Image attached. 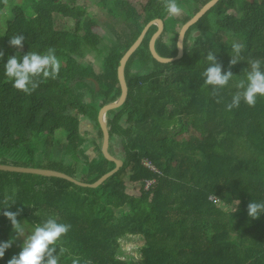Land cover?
I'll return each mask as SVG.
<instances>
[{
    "label": "trees",
    "instance_id": "obj_1",
    "mask_svg": "<svg viewBox=\"0 0 264 264\" xmlns=\"http://www.w3.org/2000/svg\"><path fill=\"white\" fill-rule=\"evenodd\" d=\"M177 2L185 15L178 23L182 26L211 0ZM122 8L123 26L114 32L96 73L80 63L101 44L84 9L68 0H30L26 8L15 0H0V16L6 17L0 32V164L54 170L74 179L80 172L85 179L79 181L86 183L114 168L96 138L81 134V120L95 126L102 142L97 114L120 95L119 61L151 21H162L166 33L169 17L158 0H145L140 13L130 3ZM55 16L72 26L56 29ZM156 31L154 26L148 30L125 66L124 103L104 116L107 151L123 162L117 172L91 189L53 177L0 171V243L12 240L0 264L21 251L13 248L14 230L4 210H19L18 222L31 231L49 217L70 224L64 237L68 251L60 264H71L76 256L80 264H264V214L258 219L247 214L250 202L264 201V98L258 97L255 107L242 100L239 108L225 109L248 60L259 58L264 68V0H220L185 32L181 58L166 65L156 63L148 50ZM16 34L25 36L19 50L9 44ZM176 36L168 44L157 39L158 56L175 57ZM234 42L245 45L244 58L231 66L233 80L217 103L202 78L206 55L213 51L226 72ZM50 47L63 61L59 76L40 83L31 95L16 90L5 75L7 59L43 54ZM59 130L65 133L63 145L52 138ZM38 136L47 137L40 147L34 143ZM88 147L95 156L87 153ZM53 149L66 161L50 158ZM7 157L23 162H7ZM144 158L159 175L142 167ZM150 179L155 183L148 191L127 193L128 184ZM209 197L220 204L210 203ZM136 241L137 258H128L124 244Z\"/></svg>",
    "mask_w": 264,
    "mask_h": 264
},
{
    "label": "clouds",
    "instance_id": "obj_2",
    "mask_svg": "<svg viewBox=\"0 0 264 264\" xmlns=\"http://www.w3.org/2000/svg\"><path fill=\"white\" fill-rule=\"evenodd\" d=\"M158 2L163 4L169 17H178L183 13V8L177 0H158ZM24 40L23 34H16L10 38L9 44L19 50L23 48ZM231 47L229 70L226 72L223 71V66L217 61V56L213 51H208L206 55L208 67L203 71L202 78L205 86H211L210 94L216 98L217 103L222 102L221 91L227 88L229 82L233 80L231 66L244 58L242 53L245 45L242 42H234ZM55 52V48L50 47L43 54L28 52L22 56V59H18L17 54L13 55L4 65L5 75L13 81L12 86L16 90L25 95H31L40 83L59 76L61 62ZM3 58L4 52L0 51V60ZM248 65L249 67L244 70V77L234 84L237 91L233 94L231 102L225 105L226 111L231 112L234 108H239L242 100L248 106L255 107L258 97L264 98L262 61L259 58L249 59ZM239 203L240 201L237 202V206ZM2 214L11 222L17 236L23 238L22 250L18 255H14L8 264H60V257L68 251L64 247V237L71 230L70 224L61 223L58 222V218L49 217L43 224L35 225L31 234L25 236L23 224L17 220L19 210L17 212L4 210ZM247 214L251 219H258L261 214H264V201L250 202L247 206ZM11 246L12 240L0 243V259ZM71 264H80V257H73ZM85 264H91V261H86Z\"/></svg>",
    "mask_w": 264,
    "mask_h": 264
},
{
    "label": "rangeland",
    "instance_id": "obj_3",
    "mask_svg": "<svg viewBox=\"0 0 264 264\" xmlns=\"http://www.w3.org/2000/svg\"><path fill=\"white\" fill-rule=\"evenodd\" d=\"M68 2L73 3L74 5L84 9V11L87 13L89 19H90V24L92 26L93 32L100 37L101 39V44L100 48L96 53L87 55L84 60L80 61L82 64L90 65L93 70L96 73H99L100 68H101V59L107 51L110 50V46L113 43L114 39V32L122 28L123 23H124V14H123V8L121 9V6L125 5V3H130L134 7V9L140 13L142 6L144 5L145 0H113L111 3V0H106L104 5L100 2V0H68ZM16 5L23 6L26 8L30 0H15ZM10 8V5L7 6ZM191 9V7H189ZM184 14L182 13L178 17H168L166 21V33L160 34L159 38L162 39L163 42L168 44L169 39L173 37L174 33H177L180 25L178 24L182 18H184ZM10 19V18H8ZM5 20L6 17L0 16V32L3 33L4 27H5ZM55 21V27L56 29L60 30H67L69 27L72 26L71 23L63 20L62 18L55 16L54 17ZM195 36V35H194ZM158 38V39H159ZM61 66L63 64V61H61ZM80 131L81 134L86 138L89 139L90 137H95L96 141L99 145H101V139H99V136L97 134V129L95 126L88 121L87 119H82L81 120V126H80ZM46 136H38L34 139V143L38 144L39 147L41 143L46 139ZM55 141L58 142L59 145H63L65 142V133L61 130L55 131L53 137ZM92 147V146H91ZM88 147L87 153L92 157L95 156V154L92 152V148ZM51 156L50 158H53L56 161H66V156L59 152L58 150L51 151ZM117 152V150H116ZM117 155V153H116ZM9 157V156H8ZM6 158L7 162H15V160L19 159H10ZM119 158V157H118ZM120 159V158H119ZM41 159L38 157L36 159V164L38 166L40 163ZM18 162H23V160H19ZM74 177L77 180L85 179V176L82 175L80 172L76 173ZM129 188L127 189V193L129 194H137L140 186L139 185H130L128 184ZM23 224V227L25 229V236L31 234V229L28 228L27 226ZM14 237V243H13V248L17 250H22V245H23V238L18 237L17 234L13 231L10 233ZM140 246V242L136 241L134 243H125L124 244V250L127 251V256L128 258H137V253L133 248Z\"/></svg>",
    "mask_w": 264,
    "mask_h": 264
},
{
    "label": "water",
    "instance_id": "obj_4",
    "mask_svg": "<svg viewBox=\"0 0 264 264\" xmlns=\"http://www.w3.org/2000/svg\"><path fill=\"white\" fill-rule=\"evenodd\" d=\"M220 0H211L207 5H204L201 7L186 23H184L182 26H180L176 41H175V49H176V55L174 58L171 59H165L161 58L157 55L155 52V43L157 39L159 38L160 34L163 31V23L160 20L151 21L148 23L143 30L141 31L139 37L134 42V44L125 52V54L122 56L121 60L119 61V66L117 68V80L120 87V95L118 96V99L112 103L105 104L103 107H101L97 114V122L99 125V128L102 132V142H101V153L104 156V158L107 161L114 163V168L101 176L98 180H96L93 183H86L79 180L74 179L73 177L64 174L62 172L49 170V169H41V168H32V167H21V166H13V165H6V164H0V171L1 172H10V173H23V174H32V175H39L42 177H53L58 179L66 180L70 183H73L80 187H86V188H97L100 186L103 182L107 180L110 176H112L115 172L118 171V169L122 166L123 162L121 159L112 156L109 151H107V147H109V134H107V129L105 127V113L107 111L115 110L119 108L125 101L126 95H127V88L124 80V69L131 58V56L137 51V49L140 47L146 33L148 30L154 26L157 28V31L152 35V37L149 40L148 44V50L152 57V59L161 65H166L175 61H178L182 56V41L185 32L193 26L203 15H206L208 12H210L218 3ZM95 85L96 91L98 90V85L95 82H92Z\"/></svg>",
    "mask_w": 264,
    "mask_h": 264
},
{
    "label": "built area",
    "instance_id": "obj_5",
    "mask_svg": "<svg viewBox=\"0 0 264 264\" xmlns=\"http://www.w3.org/2000/svg\"><path fill=\"white\" fill-rule=\"evenodd\" d=\"M141 165L143 168L146 170L150 171L154 175H159L160 172L158 169L155 167V165L148 160L147 158H144L141 160ZM155 183V179H150V180H144L143 183L139 184L140 188H142L144 191H148L152 185ZM208 201L214 205H219L220 202L219 200L215 199L214 197H209Z\"/></svg>",
    "mask_w": 264,
    "mask_h": 264
}]
</instances>
